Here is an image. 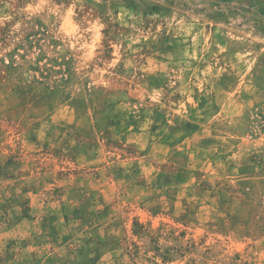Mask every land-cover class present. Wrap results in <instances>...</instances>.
Returning <instances> with one entry per match:
<instances>
[{
	"label": "rangeland",
	"instance_id": "rangeland-1",
	"mask_svg": "<svg viewBox=\"0 0 264 264\" xmlns=\"http://www.w3.org/2000/svg\"><path fill=\"white\" fill-rule=\"evenodd\" d=\"M19 168L0 185L49 220L28 250L264 264V0H0V173Z\"/></svg>",
	"mask_w": 264,
	"mask_h": 264
},
{
	"label": "crops",
	"instance_id": "crops-1",
	"mask_svg": "<svg viewBox=\"0 0 264 264\" xmlns=\"http://www.w3.org/2000/svg\"><path fill=\"white\" fill-rule=\"evenodd\" d=\"M12 162L14 161H11V165ZM0 176L4 181L0 183L26 180L20 168L14 172L10 170L2 172ZM0 193L6 195L2 199L4 205L0 206L3 214L0 220V264H75L73 255L70 260L66 253L58 255L56 252L47 250L44 254H39L37 250H28V246L25 243L22 244L23 240L32 233V227L43 228L44 223L49 221L43 215L45 206L39 203L40 193L24 187L4 189L3 185H0ZM57 222H59L58 219ZM49 230L54 231L52 227ZM53 239L56 240V237ZM17 244L20 245L16 246ZM103 258L102 253L96 254L93 256V264H99ZM55 261L58 263H54Z\"/></svg>",
	"mask_w": 264,
	"mask_h": 264
}]
</instances>
